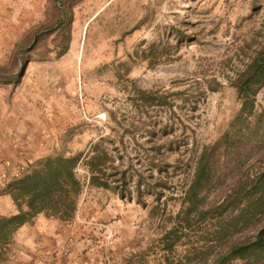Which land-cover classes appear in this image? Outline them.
Returning <instances> with one entry per match:
<instances>
[{
    "label": "rangeland",
    "instance_id": "obj_1",
    "mask_svg": "<svg viewBox=\"0 0 264 264\" xmlns=\"http://www.w3.org/2000/svg\"><path fill=\"white\" fill-rule=\"evenodd\" d=\"M263 39L264 0H0V133L26 136L37 117L61 126L62 154H86L101 141L126 170L127 184H117L133 199L103 193L138 233L133 258L167 264L161 238L195 160L240 108L227 79L248 59L238 49ZM213 76L222 85L201 93ZM256 106L264 108V87ZM163 162L167 169L157 168ZM79 174L86 176L84 166ZM139 181L153 185L141 195L146 205L136 200ZM182 242L177 253L188 247L187 237ZM14 245L15 235L8 260Z\"/></svg>",
    "mask_w": 264,
    "mask_h": 264
},
{
    "label": "trees",
    "instance_id": "obj_2",
    "mask_svg": "<svg viewBox=\"0 0 264 264\" xmlns=\"http://www.w3.org/2000/svg\"><path fill=\"white\" fill-rule=\"evenodd\" d=\"M254 44L245 42L238 49L237 55L242 53L248 59H243L235 76H227L240 108L223 135L201 148L179 196L181 206L173 225L162 235L163 250L169 252L167 264H231L234 260L264 264V108L258 111L256 106V96L264 87V39L258 48ZM26 64L27 60L21 71ZM204 83V94L222 85L216 76ZM162 164L157 168L167 169L169 164ZM81 166L86 169L84 178L79 174ZM119 182L127 184L126 170L114 165L101 141L92 144L86 154L58 153L36 160L6 186L17 212L0 215V263L8 260L15 233L38 214L71 220L85 186L133 199L130 190L119 188ZM159 185L168 188L167 181ZM152 187L137 182L138 203L146 205L141 195L152 193ZM163 195V190L158 192L157 200ZM158 207L160 204L154 206ZM186 237L188 247L177 253Z\"/></svg>",
    "mask_w": 264,
    "mask_h": 264
},
{
    "label": "crops",
    "instance_id": "obj_3",
    "mask_svg": "<svg viewBox=\"0 0 264 264\" xmlns=\"http://www.w3.org/2000/svg\"><path fill=\"white\" fill-rule=\"evenodd\" d=\"M36 119L38 122L30 126L26 136L4 138L0 133V215L17 212L6 192L7 184L39 158L60 153L63 143L56 131H61V126L48 127ZM3 159H7L6 167L1 163ZM5 172L7 177L3 181ZM90 189L91 196L79 202L71 220L38 214L20 227L5 264H148L132 256V252L141 249L140 244L134 243L138 233L124 217H118V202L106 198L105 189Z\"/></svg>",
    "mask_w": 264,
    "mask_h": 264
}]
</instances>
